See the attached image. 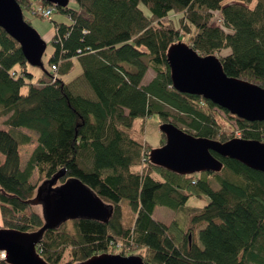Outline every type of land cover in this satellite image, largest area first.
I'll return each instance as SVG.
<instances>
[{"label":"trees","instance_id":"16d2710c","mask_svg":"<svg viewBox=\"0 0 264 264\" xmlns=\"http://www.w3.org/2000/svg\"><path fill=\"white\" fill-rule=\"evenodd\" d=\"M16 1L23 12L35 2L51 5ZM73 1L77 8L56 9L71 23L55 22V51L37 84L20 44L0 28V122L7 128L0 129V229L42 228V212L29 202L42 182L65 169L60 183L79 179L113 212L104 221L47 231L37 252L49 264L102 254L140 256L145 264H264V173L212 153L224 164L220 173L181 176L153 165V148L132 136L134 120L158 115L160 125L199 138L264 143V122L240 120L178 92L167 60L169 48L185 42L201 56H218L227 75L264 88V0ZM74 60L82 73L65 83L61 75ZM149 70L156 76L144 85ZM25 130L36 133L38 145L23 168L20 149L33 142ZM161 135L159 147L166 143ZM205 197L203 208L187 205ZM157 207L173 210L172 222L155 220Z\"/></svg>","mask_w":264,"mask_h":264},{"label":"water","instance_id":"95a60500","mask_svg":"<svg viewBox=\"0 0 264 264\" xmlns=\"http://www.w3.org/2000/svg\"><path fill=\"white\" fill-rule=\"evenodd\" d=\"M66 8L71 0H45ZM0 28L21 46L32 67H44L47 43L24 19L16 0H0ZM167 60L173 87L182 94L196 95L227 111L231 116L250 123L264 122V88L226 74L216 55L201 56L185 42L173 44ZM165 136L164 146L150 152V162L169 172L192 176L220 173L222 158L236 160L248 168L264 173V143L241 138L222 143L188 134L172 123L160 125ZM67 174L65 169L39 186L29 202L41 207L44 225L36 232L0 229V252H5L8 264H49L37 252L47 231L77 220L110 219L113 209L79 179H68L58 185ZM79 264H145L140 256L113 254L97 255Z\"/></svg>","mask_w":264,"mask_h":264},{"label":"rangeland","instance_id":"374dc122","mask_svg":"<svg viewBox=\"0 0 264 264\" xmlns=\"http://www.w3.org/2000/svg\"><path fill=\"white\" fill-rule=\"evenodd\" d=\"M37 6H43V5L35 2L30 10L24 11V17L26 18L27 21L30 22L31 26L40 34L43 40L47 43V50L43 57V64H44V68L46 70H49L50 68L49 61L52 58L54 51H55V46L52 43V38L55 33V22L70 24L71 21L68 16L62 15V13L58 10L54 12L52 16V20H48L40 16H35L32 14L31 10L33 7H37ZM69 6L71 8H77V4L74 3L73 0L70 1ZM141 9L143 10L146 16L148 17L150 16V12L147 8L141 5ZM229 54H230V51L226 50L222 53L221 56H227ZM44 68L32 67V66L28 67L29 73L33 74L34 76L33 79L31 80L33 84H37L40 81H42ZM81 73H82V66L80 62L78 60H74V64L72 68L66 74L61 75V78L64 80L65 83H70L74 81L76 78H78L81 75ZM155 76H156V73L153 70H149V72H147L146 77L144 79V84H147L150 80L154 79ZM26 92H27V88L23 90V93H26ZM167 110L171 111V109H167ZM222 116L226 120L231 122V125H233L236 131L238 132L240 131L239 125L236 120H230L225 113H222ZM0 129L7 130V128L4 127L1 124V122H0ZM25 131L31 134L33 138V142H31L28 145L22 146L20 149L21 162H22L23 168L26 167L28 161L30 160L32 153L34 152V150L36 149L38 145L36 133L28 131V130H25ZM239 135L240 134L237 133V136ZM132 136L135 140L137 139L143 144H147L153 149L159 148L161 144V140H162V135L160 132V117L158 115H154L147 119L138 118L134 120L133 128H132ZM0 157L3 159V155L1 153H0ZM36 179H37V173H35L33 181L36 182ZM213 187L214 189H217L218 185L215 184ZM209 201L210 200L208 197H205L204 199H201V200L190 199L187 202V205L203 208L209 203ZM122 206H123L124 219H125L126 224H128L130 223V220H131V211L128 207L127 201H124L122 203ZM39 209L42 212L41 207H39ZM174 216H175V213L170 208L157 207L153 218L157 221H161V222L169 224L174 219ZM1 226H2V221H1V216H0V227ZM68 226L71 227V222L68 223ZM66 259H67L66 261H68V258Z\"/></svg>","mask_w":264,"mask_h":264},{"label":"built area","instance_id":"2783aa9c","mask_svg":"<svg viewBox=\"0 0 264 264\" xmlns=\"http://www.w3.org/2000/svg\"><path fill=\"white\" fill-rule=\"evenodd\" d=\"M32 14L35 16H40L42 18H46L48 20H52V16L54 12L56 11V6L55 5H50L47 7L44 6H37L32 8ZM54 70H57V67H54ZM148 156L143 158V165L147 163ZM6 253L5 252H0V261H6Z\"/></svg>","mask_w":264,"mask_h":264},{"label":"crops","instance_id":"0c3cea01","mask_svg":"<svg viewBox=\"0 0 264 264\" xmlns=\"http://www.w3.org/2000/svg\"><path fill=\"white\" fill-rule=\"evenodd\" d=\"M148 72H149V71H148ZM150 81H151V80H150ZM150 81H149V82H150ZM149 82H148V83H149ZM148 83H147V84H148ZM143 84H144V80H143ZM144 85H146V84H144Z\"/></svg>","mask_w":264,"mask_h":264},{"label":"flooded vegetation","instance_id":"af4514ba","mask_svg":"<svg viewBox=\"0 0 264 264\" xmlns=\"http://www.w3.org/2000/svg\"><path fill=\"white\" fill-rule=\"evenodd\" d=\"M60 184H62V183H60V181H59L58 185H60Z\"/></svg>","mask_w":264,"mask_h":264}]
</instances>
